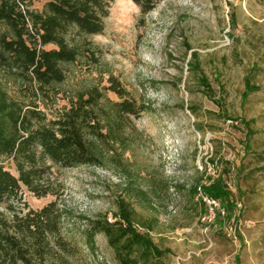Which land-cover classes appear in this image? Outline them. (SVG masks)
Listing matches in <instances>:
<instances>
[{
  "label": "rangeland",
  "instance_id": "obj_1",
  "mask_svg": "<svg viewBox=\"0 0 264 264\" xmlns=\"http://www.w3.org/2000/svg\"><path fill=\"white\" fill-rule=\"evenodd\" d=\"M42 10L47 0H28ZM8 31L0 23V32ZM69 42L80 55L62 63L65 79L39 88L23 74L0 68V77L16 99L37 101L54 119L76 93L107 90L117 77L139 102L150 108L128 128L134 178L151 193L152 202L135 200L136 221L154 222V243L170 248L162 262L149 264H264V4L261 0H159L143 13L133 0H113L104 30L86 35L72 27ZM49 45L48 48H54ZM95 51V55L91 51ZM197 53L202 73L192 68ZM206 76L209 88L200 83ZM260 90L244 100L245 77ZM38 91V92H36ZM34 93H39L35 98ZM255 119L252 150L245 149L246 130L239 119ZM0 162L18 174L11 158ZM226 175L238 201L237 220L221 226L200 205L191 188ZM64 185L59 196L38 197L22 187V212L58 199L68 211L65 233L78 242L82 255L74 264H117L104 234L97 251L85 244L88 220L107 213L116 217L117 198L128 177L95 166H53ZM1 209V206H0Z\"/></svg>",
  "mask_w": 264,
  "mask_h": 264
},
{
  "label": "trees",
  "instance_id": "obj_2",
  "mask_svg": "<svg viewBox=\"0 0 264 264\" xmlns=\"http://www.w3.org/2000/svg\"><path fill=\"white\" fill-rule=\"evenodd\" d=\"M113 0H47L42 10L30 8L28 0H0V23L8 31L0 32V68H8L37 82L39 88L65 79L62 63L74 62L80 55L78 44L69 42L72 27L86 35L104 30V18ZM143 13L152 11L159 0H133ZM264 4V0H261ZM54 45V48H48ZM95 55V51L91 49ZM192 68L202 73L197 53ZM107 90L118 96L112 99L98 87L76 93L61 113L49 119L39 109L37 101L14 98L0 77V157L11 158L18 174L0 162V264H74L82 255L79 243L65 233L68 211L55 199L40 209L22 212L15 205L23 202L22 187L36 196H59L64 185L54 175L53 166L74 168L82 165L101 166L123 172L128 179L124 192L117 198L116 217L107 213L88 220L84 231L85 244L97 251L98 234L107 237L114 249L117 264H149L162 262L171 254L170 248L154 243L150 232L154 222H138L135 200L149 203L151 193L134 178L128 128L135 127L134 118L150 108L147 101L139 102L115 76L109 77ZM200 83L209 86L208 78ZM244 100L260 90L245 77ZM38 92V91H36ZM35 98L39 93H34ZM246 130L245 149L252 150L251 140L257 133L255 119H239ZM225 173L210 177L191 188L200 205L208 212L203 195L220 200L225 211H218L215 221L221 226L237 220L238 201ZM264 171V166L260 167Z\"/></svg>",
  "mask_w": 264,
  "mask_h": 264
},
{
  "label": "built area",
  "instance_id": "obj_3",
  "mask_svg": "<svg viewBox=\"0 0 264 264\" xmlns=\"http://www.w3.org/2000/svg\"><path fill=\"white\" fill-rule=\"evenodd\" d=\"M203 199L207 204V207L209 209L208 213L211 219L216 218L218 211H222V213H225L220 200L208 195H203Z\"/></svg>",
  "mask_w": 264,
  "mask_h": 264
}]
</instances>
